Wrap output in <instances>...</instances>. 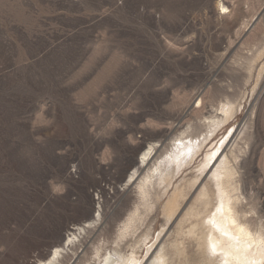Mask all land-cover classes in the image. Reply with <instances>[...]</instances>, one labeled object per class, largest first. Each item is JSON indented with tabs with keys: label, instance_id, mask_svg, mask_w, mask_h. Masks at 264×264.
I'll return each mask as SVG.
<instances>
[{
	"label": "rangeland",
	"instance_id": "374dc122",
	"mask_svg": "<svg viewBox=\"0 0 264 264\" xmlns=\"http://www.w3.org/2000/svg\"><path fill=\"white\" fill-rule=\"evenodd\" d=\"M263 49L264 0H0V264H39L95 205L103 219L80 264L103 262L136 211L125 252L147 230L151 243L166 223L174 186L162 195L160 181L173 156L208 135L175 185L238 128L244 209L264 214ZM227 100L238 111L211 136L206 117ZM152 143L156 155L125 188Z\"/></svg>",
	"mask_w": 264,
	"mask_h": 264
},
{
	"label": "bare ground",
	"instance_id": "6f19581e",
	"mask_svg": "<svg viewBox=\"0 0 264 264\" xmlns=\"http://www.w3.org/2000/svg\"><path fill=\"white\" fill-rule=\"evenodd\" d=\"M218 7V10L230 11L221 2ZM263 54L264 49L259 56ZM201 102L200 99L197 106ZM237 111L236 106L227 100L214 111L217 115L207 116L206 119H211L208 122L211 124V136L228 124ZM238 129L231 130L215 149L208 152L191 176L174 185L176 174L192 164L206 147L208 135L193 146L190 156L183 157L181 162H176L179 158L175 159L176 156H180L176 153L173 162L177 167L162 175L160 181V186L164 185L162 195L169 192L170 186L174 188L163 206L166 223L157 238L147 242L150 237L147 230L130 244V253L125 252L128 238L138 235L132 228L139 219L136 211L130 216L132 225L118 233L114 250L109 251L100 264H264V214L258 206L244 209L253 201L245 196L241 184L239 169L244 152L239 143L243 132L242 128ZM158 146V143H152L144 149L138 158V166L123 184L125 188L136 183L141 168L151 163ZM262 160L264 174V149ZM143 180L140 193L144 203L152 207L149 201L151 181L150 178ZM100 198L95 197V204L101 203ZM102 219L103 209L101 205L96 209L95 205L93 214L90 209L82 220L65 227L66 233L60 234L58 240L51 244V251L43 254L44 259L39 264H80L79 259L93 243ZM145 246L148 250L143 255L140 250ZM103 249L100 246L95 250L98 258L102 256Z\"/></svg>",
	"mask_w": 264,
	"mask_h": 264
},
{
	"label": "water",
	"instance_id": "95a60500",
	"mask_svg": "<svg viewBox=\"0 0 264 264\" xmlns=\"http://www.w3.org/2000/svg\"><path fill=\"white\" fill-rule=\"evenodd\" d=\"M260 18V15H257L252 23V27L254 26V24L258 21V19Z\"/></svg>",
	"mask_w": 264,
	"mask_h": 264
}]
</instances>
